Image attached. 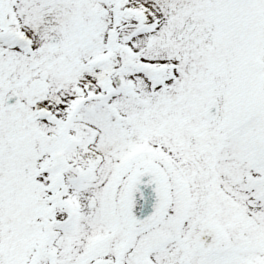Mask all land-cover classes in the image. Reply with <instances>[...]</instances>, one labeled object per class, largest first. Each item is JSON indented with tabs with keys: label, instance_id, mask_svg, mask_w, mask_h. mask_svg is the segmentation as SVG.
<instances>
[{
	"label": "snow or ice",
	"instance_id": "snow-or-ice-1",
	"mask_svg": "<svg viewBox=\"0 0 264 264\" xmlns=\"http://www.w3.org/2000/svg\"><path fill=\"white\" fill-rule=\"evenodd\" d=\"M0 264H264V0H0Z\"/></svg>",
	"mask_w": 264,
	"mask_h": 264
}]
</instances>
